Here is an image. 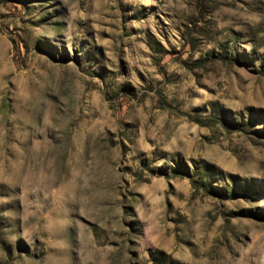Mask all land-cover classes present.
<instances>
[{"label":"rangeland","instance_id":"374dc122","mask_svg":"<svg viewBox=\"0 0 264 264\" xmlns=\"http://www.w3.org/2000/svg\"><path fill=\"white\" fill-rule=\"evenodd\" d=\"M0 264H264V0H0Z\"/></svg>","mask_w":264,"mask_h":264}]
</instances>
